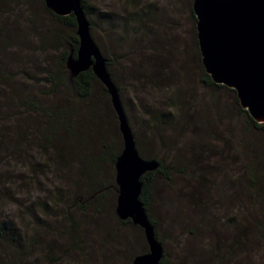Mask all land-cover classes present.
Returning a JSON list of instances; mask_svg holds the SVG:
<instances>
[{"label": "rangeland", "instance_id": "1", "mask_svg": "<svg viewBox=\"0 0 264 264\" xmlns=\"http://www.w3.org/2000/svg\"><path fill=\"white\" fill-rule=\"evenodd\" d=\"M86 1L91 8V36L109 60L107 70L120 88L136 142L145 155L165 160L169 179L154 178L149 214L170 263L264 264L259 210L249 204L245 119L232 92L207 88L201 81L206 72L194 0ZM28 8L32 12L36 8L33 19L42 32L53 29L38 4L32 1ZM18 12L25 14L24 7ZM30 51L20 54L26 55L37 75L45 53L35 43ZM102 87L95 84L87 105L67 97L70 108L78 104L72 115L80 143L63 147L69 156L44 149L46 143L37 144L38 136L31 138L35 142L29 151L21 148L14 154L11 142L6 153L0 151V187L14 196L4 199L0 188V220L10 219L19 226L29 253L21 260L0 249L4 264H132L134 256L148 250L142 231L117 221L115 168L108 163L102 167L98 179L107 188L99 201L93 200L108 207L102 206L95 216L93 202L82 198L89 189L87 163L101 142H115L114 147L122 142L117 115ZM163 114L166 125L152 119ZM41 203H47L46 216L39 211ZM81 203L86 204L84 212ZM74 231L78 238L70 240Z\"/></svg>", "mask_w": 264, "mask_h": 264}, {"label": "trees", "instance_id": "2", "mask_svg": "<svg viewBox=\"0 0 264 264\" xmlns=\"http://www.w3.org/2000/svg\"><path fill=\"white\" fill-rule=\"evenodd\" d=\"M32 1L34 4L39 5L40 14L49 19L52 30L45 29L42 32V29L38 27L39 21L35 22L33 19V12H35L36 8H34L33 12L28 8L29 5L32 8ZM14 3L11 6L0 0V151L7 152L8 142H11L14 146L16 150V152L13 151L14 154L18 151L20 152L21 148H26V151H29L30 143L33 142L31 138L38 136L39 141L37 144L40 142L49 144L46 147V144L44 146L41 145L44 149L49 150L48 147H50L54 151L59 152L56 154L57 156H69L63 151V147L66 146L67 150V143L75 142L76 147L80 146V143L73 128L74 118L72 115L76 112L78 104L74 105V109L70 108V101L67 97L70 95L80 104L86 103L87 105L94 93L95 84L101 82L91 69L72 77L67 67L68 57L72 53V57L76 58L79 48L76 20L73 14L67 16L57 15L47 8L45 0H30L29 2L28 0H14ZM132 4L134 5V2ZM23 7L25 14L20 15L18 11ZM82 7L90 22L91 8L87 5L86 0L82 1ZM13 13L16 16H13ZM131 15H135V13L132 12ZM97 16L103 17L102 14H97ZM132 21L135 23L136 19L132 18ZM91 30L92 25L90 26ZM34 43L37 44L38 50L45 53L44 60L40 62L42 67L37 72V75L36 72L33 73L32 66H29L26 55L22 54L25 56L22 57L20 54V52L30 51ZM34 51L33 47L29 54L31 55ZM109 65L110 63L107 59V67ZM111 78L114 82V78L112 76ZM201 81L207 88L227 89L232 92L234 105L240 112V116L245 119L248 138L244 141L243 148L246 160L245 170L248 173V189L250 191L249 204L252 208L259 210L260 221L258 222V228L264 238V122H256L240 106L236 92L233 89L215 84L207 73H205L204 79ZM34 87L37 91H34ZM118 90L120 91V88ZM102 92L109 95L104 86L102 87ZM152 119L156 120V123L167 124L166 114L156 119L152 117ZM150 122L148 118L147 126ZM110 143L101 142L98 153L95 152L97 154L87 163L89 189H86L87 194L84 193L85 195L81 197H87L90 202H93V200L99 201L102 198V191L107 188L105 183L98 179L100 170L103 166H106V163L113 170L115 168L113 165L115 166V162L122 151V142L116 147H114L115 142ZM136 146L141 157L148 160H158L156 157L145 155L138 142H136ZM158 161L160 163L159 168L154 172L145 174L141 179L140 201L143 203L150 222L155 228L158 240L163 244V240L157 234L155 222L149 214L152 204L150 203L151 186L154 178L160 176L169 179L168 173L165 171V160L161 159ZM112 179L114 181V177ZM0 188L4 191L2 195L4 199L13 200L14 196L9 190L5 189L4 186ZM116 192V196H118V188ZM62 204L60 203V205ZM85 206L86 204L81 203V212L85 211ZM102 206H107V203H91L95 216L101 212ZM29 208L31 207H28V210ZM39 208V211L45 216L49 213L47 203L39 204ZM30 212L33 220L38 221L36 214L31 210ZM115 214L119 224L130 225L143 232L130 219L121 220L117 216L116 209ZM20 230L19 226H15L13 220H0V249L6 253L11 251L23 260L26 259L29 253L24 247L25 237ZM72 233L73 236H71L70 240L78 238L77 232L75 233L74 231ZM32 241L35 242L34 237H32ZM147 252L148 250L144 253ZM0 264H4L1 259ZM160 264H171L165 251Z\"/></svg>", "mask_w": 264, "mask_h": 264}, {"label": "water", "instance_id": "3", "mask_svg": "<svg viewBox=\"0 0 264 264\" xmlns=\"http://www.w3.org/2000/svg\"><path fill=\"white\" fill-rule=\"evenodd\" d=\"M83 0H45L60 16L73 14L79 48L68 57L72 77L91 69L106 88L118 119L123 148L115 162L118 188L116 213L130 219L144 233L148 252L134 257L132 264H160L164 246L156 236L140 201L142 177L156 171L160 163L140 156L126 117L119 90L107 70V59L94 42ZM196 32L201 63L215 84L236 92L240 106L258 123L264 122V0H194Z\"/></svg>", "mask_w": 264, "mask_h": 264}, {"label": "flooded vegetation", "instance_id": "4", "mask_svg": "<svg viewBox=\"0 0 264 264\" xmlns=\"http://www.w3.org/2000/svg\"><path fill=\"white\" fill-rule=\"evenodd\" d=\"M193 10V9H192ZM194 13V12H193ZM194 17H195V15H194ZM195 19H196V17H195Z\"/></svg>", "mask_w": 264, "mask_h": 264}]
</instances>
